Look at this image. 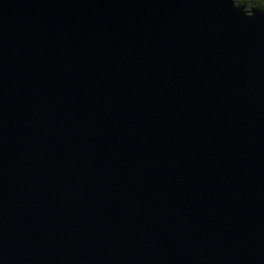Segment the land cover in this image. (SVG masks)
Returning a JSON list of instances; mask_svg holds the SVG:
<instances>
[{"label": "water", "instance_id": "1", "mask_svg": "<svg viewBox=\"0 0 264 264\" xmlns=\"http://www.w3.org/2000/svg\"><path fill=\"white\" fill-rule=\"evenodd\" d=\"M0 264H264V11L0 0Z\"/></svg>", "mask_w": 264, "mask_h": 264}, {"label": "trees", "instance_id": "2", "mask_svg": "<svg viewBox=\"0 0 264 264\" xmlns=\"http://www.w3.org/2000/svg\"><path fill=\"white\" fill-rule=\"evenodd\" d=\"M250 7L252 8V7H256V8H258L259 10H261V11H264V2L263 1H254V3L253 2H251V5H250Z\"/></svg>", "mask_w": 264, "mask_h": 264}, {"label": "rangeland", "instance_id": "3", "mask_svg": "<svg viewBox=\"0 0 264 264\" xmlns=\"http://www.w3.org/2000/svg\"><path fill=\"white\" fill-rule=\"evenodd\" d=\"M244 1H247V8L250 9L251 0H244ZM241 2H243V1H241ZM263 2H264V0H263Z\"/></svg>", "mask_w": 264, "mask_h": 264}, {"label": "flooded vegetation", "instance_id": "4", "mask_svg": "<svg viewBox=\"0 0 264 264\" xmlns=\"http://www.w3.org/2000/svg\"><path fill=\"white\" fill-rule=\"evenodd\" d=\"M254 1H257V0H251V2H253L254 3ZM259 1V0H258ZM260 1H263V0H260Z\"/></svg>", "mask_w": 264, "mask_h": 264}]
</instances>
